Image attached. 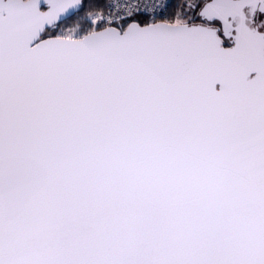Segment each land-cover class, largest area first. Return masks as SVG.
<instances>
[{
	"label": "snow or ice",
	"instance_id": "snow-or-ice-1",
	"mask_svg": "<svg viewBox=\"0 0 264 264\" xmlns=\"http://www.w3.org/2000/svg\"><path fill=\"white\" fill-rule=\"evenodd\" d=\"M0 264H264V0H0Z\"/></svg>",
	"mask_w": 264,
	"mask_h": 264
}]
</instances>
